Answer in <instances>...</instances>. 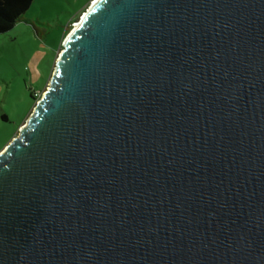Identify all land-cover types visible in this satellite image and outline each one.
<instances>
[{
  "label": "water",
  "instance_id": "95a60500",
  "mask_svg": "<svg viewBox=\"0 0 264 264\" xmlns=\"http://www.w3.org/2000/svg\"><path fill=\"white\" fill-rule=\"evenodd\" d=\"M0 153V264H264V0H94Z\"/></svg>",
  "mask_w": 264,
  "mask_h": 264
},
{
  "label": "rangeland",
  "instance_id": "374dc122",
  "mask_svg": "<svg viewBox=\"0 0 264 264\" xmlns=\"http://www.w3.org/2000/svg\"><path fill=\"white\" fill-rule=\"evenodd\" d=\"M93 1L33 0L24 21L0 35V153L27 125L65 39Z\"/></svg>",
  "mask_w": 264,
  "mask_h": 264
},
{
  "label": "trees",
  "instance_id": "16d2710c",
  "mask_svg": "<svg viewBox=\"0 0 264 264\" xmlns=\"http://www.w3.org/2000/svg\"><path fill=\"white\" fill-rule=\"evenodd\" d=\"M33 0H0V35L10 31L18 22L24 21ZM33 97V95L31 94Z\"/></svg>",
  "mask_w": 264,
  "mask_h": 264
},
{
  "label": "bare ground",
  "instance_id": "6f19581e",
  "mask_svg": "<svg viewBox=\"0 0 264 264\" xmlns=\"http://www.w3.org/2000/svg\"><path fill=\"white\" fill-rule=\"evenodd\" d=\"M78 26H79V24H78V23H76L75 27H78Z\"/></svg>",
  "mask_w": 264,
  "mask_h": 264
}]
</instances>
